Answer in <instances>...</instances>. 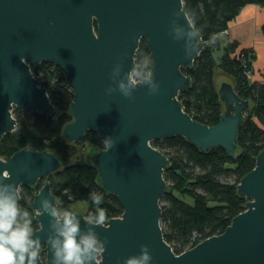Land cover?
I'll return each instance as SVG.
<instances>
[{
	"label": "water",
	"instance_id": "95a60500",
	"mask_svg": "<svg viewBox=\"0 0 264 264\" xmlns=\"http://www.w3.org/2000/svg\"><path fill=\"white\" fill-rule=\"evenodd\" d=\"M178 12L190 20L183 0H0V140L16 129L14 107L55 114L46 88L32 72L43 62L51 63L64 72L73 91L71 120L62 128L63 137L83 144L92 131L102 143L107 137L113 140L108 151L103 143V149L90 154L99 185L122 208L104 228L91 226L106 241L98 264H124L140 254L141 245L149 248L150 264H264V148L237 184L239 195L247 198L245 209L223 232L178 254L164 239L160 199L167 192L164 170L169 159L151 141L179 136L199 150L220 147L234 156L238 129L249 107L230 82L222 81L218 94L224 110L215 125L185 112L178 94L190 88L191 76L184 70L193 67L206 41L184 30L178 33L179 41L173 39L177 32L169 33L174 19L187 27L183 15H175ZM141 40L149 50L148 72H153L158 91L150 94L148 86L141 85L131 98L119 91L107 94L108 86L116 87L112 68L120 63L116 79H124L135 66ZM185 44L196 51L186 56ZM60 165L53 153L28 148L0 158V177L7 171L9 179L3 183L17 185L18 194L21 186L44 180L32 202L38 225L33 238L40 237L45 249L38 264L52 261L47 245L51 218L37 209L43 197L56 205L47 178ZM73 213L86 231V216L80 210Z\"/></svg>",
	"mask_w": 264,
	"mask_h": 264
},
{
	"label": "trees",
	"instance_id": "16d2710c",
	"mask_svg": "<svg viewBox=\"0 0 264 264\" xmlns=\"http://www.w3.org/2000/svg\"><path fill=\"white\" fill-rule=\"evenodd\" d=\"M247 4L264 6V0H183L187 15L206 41L193 67L184 70L191 76V85L178 94L183 109L203 124L218 122L224 106L219 99L218 87L222 81L217 86V71L227 78L225 81L233 85L241 98L249 101V107L238 129L234 156L220 147L199 150L179 136L151 141V145L169 159L164 170L168 187L161 197L166 204L161 205L160 223L164 239L176 254L209 236L220 234L231 219L245 209L247 198L239 195L237 184L254 167L257 154L264 148V81L250 80L255 54L251 49L238 48L236 41L223 39L229 22ZM262 32L264 35V24ZM148 60L149 50L141 40L135 53V66L143 73L145 65L148 71ZM32 72L46 88L55 114L27 112L14 107L16 129L1 138L0 158L8 159L23 148L51 152L61 163L47 178L55 196V206L74 212L75 203L85 202L87 208L82 213L88 219L89 213L96 209L90 198V193L95 192L103 197L99 207L106 211L107 219L120 216L122 208L117 198L99 185L97 170L90 159L92 152L104 148L98 135L88 131L83 144L70 142L62 135L63 126L71 120L69 103L73 98L66 75L48 62L41 63ZM84 144L90 145L89 161L78 159L79 147ZM225 176H233L234 182L221 180ZM43 181L20 187L18 202L30 213L33 232L38 228L32 208L34 191L37 188L39 191Z\"/></svg>",
	"mask_w": 264,
	"mask_h": 264
},
{
	"label": "clouds",
	"instance_id": "9594fccd",
	"mask_svg": "<svg viewBox=\"0 0 264 264\" xmlns=\"http://www.w3.org/2000/svg\"><path fill=\"white\" fill-rule=\"evenodd\" d=\"M181 12L176 13L177 18ZM186 19V14H182ZM187 27L178 23V19L171 22L170 35L173 31V39L179 41L178 33L181 30L187 32L189 37H199L192 20H187ZM173 25H178L175 29ZM186 56H190L196 48L189 51L186 44ZM142 73L134 66L131 71L124 74V79L117 80L116 77L122 71L120 63L115 64L111 70V79L116 87L108 86L105 91L111 95L119 91L124 97L131 98L133 90L138 86L147 85L150 94H155L159 85L155 82L153 72ZM106 150L113 146L111 137L103 140ZM8 172L5 171L0 177V264H38L41 240L40 237L33 238L32 217L27 210L19 205V194L17 185L3 183L7 180ZM90 198L96 206L94 212H90L86 231H82L81 221L75 213L67 209H60L48 197L40 200L37 209L42 215L47 214L51 219L49 222V234L47 245L52 253L51 264H98L97 256L101 249L105 251L106 241H101L93 227L104 226L107 222L106 211L99 207L103 197L98 193H90ZM104 228V227H103ZM107 229V228H105ZM152 256L147 245L140 246V254L133 255L124 261V264H150Z\"/></svg>",
	"mask_w": 264,
	"mask_h": 264
},
{
	"label": "crops",
	"instance_id": "0c3cea01",
	"mask_svg": "<svg viewBox=\"0 0 264 264\" xmlns=\"http://www.w3.org/2000/svg\"><path fill=\"white\" fill-rule=\"evenodd\" d=\"M264 6L247 4L233 20L223 34L224 40L236 41L238 48L253 50L255 59L252 62L251 82L264 81Z\"/></svg>",
	"mask_w": 264,
	"mask_h": 264
},
{
	"label": "rangeland",
	"instance_id": "374dc122",
	"mask_svg": "<svg viewBox=\"0 0 264 264\" xmlns=\"http://www.w3.org/2000/svg\"><path fill=\"white\" fill-rule=\"evenodd\" d=\"M150 61V60H148ZM217 77H218V80H217V86L219 85V83L221 81H225L227 78L222 75L219 71H217ZM89 149H90V145L88 144H84V145H81L79 147V151H78V159H81V160H84V161H89ZM221 180H224V181H227V182H234V178L233 176H225V177H221ZM38 191V188L35 189V193H37ZM19 194H21V190L19 189ZM166 204V202L162 199H160V205H164ZM86 208H87V205L85 202H77L74 204L73 206V210L75 211L76 209H79L81 212L85 213L86 211ZM161 225V223H160ZM45 255V249H44V246H41L40 248V255Z\"/></svg>",
	"mask_w": 264,
	"mask_h": 264
}]
</instances>
